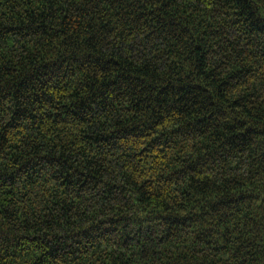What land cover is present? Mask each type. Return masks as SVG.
Wrapping results in <instances>:
<instances>
[{
  "label": "trees",
  "instance_id": "1",
  "mask_svg": "<svg viewBox=\"0 0 264 264\" xmlns=\"http://www.w3.org/2000/svg\"><path fill=\"white\" fill-rule=\"evenodd\" d=\"M0 264H264V0H0Z\"/></svg>",
  "mask_w": 264,
  "mask_h": 264
}]
</instances>
